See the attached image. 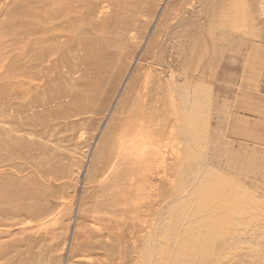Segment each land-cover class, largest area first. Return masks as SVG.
Returning <instances> with one entry per match:
<instances>
[{
    "label": "rangeland",
    "instance_id": "374dc122",
    "mask_svg": "<svg viewBox=\"0 0 264 264\" xmlns=\"http://www.w3.org/2000/svg\"><path fill=\"white\" fill-rule=\"evenodd\" d=\"M205 1L0 0V264H264V0Z\"/></svg>",
    "mask_w": 264,
    "mask_h": 264
},
{
    "label": "bare ground",
    "instance_id": "6f19581e",
    "mask_svg": "<svg viewBox=\"0 0 264 264\" xmlns=\"http://www.w3.org/2000/svg\"><path fill=\"white\" fill-rule=\"evenodd\" d=\"M205 7L208 10L207 13H208L209 17H212V15H213V13L215 11H218L219 10L221 13L224 11V0H214V1H212V0H209V1L206 0L205 1ZM184 64L187 65L186 73H185V81H186V85H185V91H186V93L185 94L187 95L188 99H190L192 97V91H193V89H192V82L193 81L192 80H193V76L194 75L191 72L188 63L184 62ZM169 87H170V90L172 91V93L178 92L177 91V88L174 86V84H172V86H169ZM161 90H164V87L163 86L162 87L161 86L158 87L157 93L150 94V96H148V100L149 101H152V100L158 98V96L160 94H162ZM165 100L166 99H164V98L159 99L160 105H162V106H166L167 105V107L169 105L170 108H172L173 109V112L175 113L174 108H173L174 104L173 103H170V101L167 102ZM144 107H145L146 114L148 115V119L151 120V117L153 116V114H154V112H155L156 109L154 107L149 106L148 104H145ZM176 116H177V114H176ZM177 121L178 120H176V119H174L172 117L170 119V122L169 123H171V126L173 128H176Z\"/></svg>",
    "mask_w": 264,
    "mask_h": 264
}]
</instances>
